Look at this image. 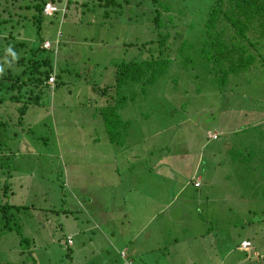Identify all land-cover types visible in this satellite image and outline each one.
Here are the masks:
<instances>
[{"label":"rangeland","instance_id":"rangeland-1","mask_svg":"<svg viewBox=\"0 0 264 264\" xmlns=\"http://www.w3.org/2000/svg\"><path fill=\"white\" fill-rule=\"evenodd\" d=\"M85 1L43 18L40 32L30 15L0 17V54L2 36L22 30L30 45L52 44L58 75L21 122L5 123L0 104V201L11 187L5 201L25 207L13 210L19 229L0 240V264H213L225 249L242 258L238 244L250 251L239 264H264V66L243 84L233 77V91L217 84L201 56L213 0H164L159 31L148 0H115L108 14ZM159 34L169 35L165 74L115 87L117 65L145 59ZM107 105L121 119L114 143Z\"/></svg>","mask_w":264,"mask_h":264},{"label":"trees","instance_id":"trees-1","mask_svg":"<svg viewBox=\"0 0 264 264\" xmlns=\"http://www.w3.org/2000/svg\"><path fill=\"white\" fill-rule=\"evenodd\" d=\"M95 1L98 6L107 7V11H105L107 14L115 10L111 6L115 0ZM126 1L128 2V0ZM148 1L154 10V27L159 31L161 25H165L161 21V12L167 13L171 9L164 0ZM2 2L9 4V9H6L5 6L1 7L0 17H3L4 21L12 20L13 17L17 20V18H25L30 15L29 19L32 20L37 32H40L43 18H54L57 15L61 19L66 18V13L71 5H75L77 9L88 7L87 4H84L88 3L85 0H3ZM21 2H23V6L20 8L28 12L26 15L15 12L16 8L21 10L18 5ZM133 3L142 6L139 0H134ZM47 4L56 8V11L50 16L44 13ZM11 5L16 7L15 10L11 9ZM93 8L90 6L89 9L93 10ZM21 35L22 30L16 35L10 32L1 38L3 46L0 59L6 58L7 60L6 64L4 61H0V104H5V111L1 117L5 119V123L11 122L13 115L18 116L21 122L27 105L40 98L41 93L38 91L44 87L53 86L55 88L57 86L58 75L55 73V66L50 55L45 54L54 53L51 51L52 44L41 39L35 45H30L27 40L20 38ZM201 36L203 41L201 56L207 65H210L215 71L217 84L224 86L230 83V90L233 91L237 88V84L233 82L236 78L233 77H238L239 82L243 84L246 79V76H243L245 72H255V69L260 67L258 62L261 67L264 66V61L258 59L260 56L263 57L264 50V0H213L207 12ZM168 39V34H159L157 40L146 43L149 50L145 59L130 60L117 65L114 86L119 88L130 84L154 85L169 67L168 49H165ZM46 42L50 44L49 48L44 47ZM154 43L160 48L153 49ZM162 47L163 49H161ZM7 65L8 67H6ZM51 77L54 78L53 83L49 82ZM107 92L108 89H105L102 94ZM20 103L22 104L17 107L13 106V104ZM117 111L116 105H107L100 110L110 143H114L116 131L121 128V119ZM2 124L4 123L1 121L0 126ZM212 140H216V138ZM250 154H252L251 151L248 156ZM11 190V187L6 186L2 189V199H4L0 201V240L4 238L5 234L10 235L18 232L19 228L17 229L14 224V213L25 209V207L13 206L5 201V195H8L7 192H11ZM20 245L28 246L29 242L21 239Z\"/></svg>","mask_w":264,"mask_h":264},{"label":"crops","instance_id":"crops-1","mask_svg":"<svg viewBox=\"0 0 264 264\" xmlns=\"http://www.w3.org/2000/svg\"><path fill=\"white\" fill-rule=\"evenodd\" d=\"M68 238H70V237H68ZM242 241H245V240H242ZM248 242H250V241H248ZM251 243V242H250ZM252 244V243H251ZM71 246V245H70ZM238 246V248H239V250H241L242 252H245V253H243V257L242 258H240V254L239 253H236V251L234 252V251H231V250H229V249H225V255H224V257L223 256H221V260L219 261L218 259H217V254L215 255V253H213L212 251V262H213V264H239V263H242V262H244V261H246L245 260V256H247V254H248V252H250V251H248L247 252V250L248 249H243V248H241V246L238 244L237 245ZM186 247H184V249H185ZM253 248V247H252ZM184 249H181L180 250V252H182ZM251 250V249H250ZM256 251V250H255ZM179 252V251H178ZM206 252V250H204V252L203 253H205ZM237 254H239V257L237 256ZM242 256V255H241ZM211 256H209V258H210ZM231 258H233L232 260H231ZM239 258H240V261H238L239 260ZM227 259H228V261L230 262L231 261V263H229L228 261H227ZM196 261H198L197 259H195ZM199 262V261H198Z\"/></svg>","mask_w":264,"mask_h":264},{"label":"built area","instance_id":"built-area-1","mask_svg":"<svg viewBox=\"0 0 264 264\" xmlns=\"http://www.w3.org/2000/svg\"><path fill=\"white\" fill-rule=\"evenodd\" d=\"M54 11H56V8L55 7H53V6H51L50 4H47L46 6H45V8H44V13L46 14V15H48V16H50V15H52V13L54 12ZM44 47L45 48H49L50 47V44L49 43H45L44 44ZM49 82L50 83H53L54 82V78L53 77H51L50 79H49ZM194 186L195 187H199L200 186V183L199 182H196V183H194ZM68 246L69 245H72V240H71V238H67V243H66ZM243 244H248V246H249V242H244ZM130 264V263H129Z\"/></svg>","mask_w":264,"mask_h":264},{"label":"clouds","instance_id":"clouds-1","mask_svg":"<svg viewBox=\"0 0 264 264\" xmlns=\"http://www.w3.org/2000/svg\"><path fill=\"white\" fill-rule=\"evenodd\" d=\"M68 246V245H67Z\"/></svg>","mask_w":264,"mask_h":264}]
</instances>
